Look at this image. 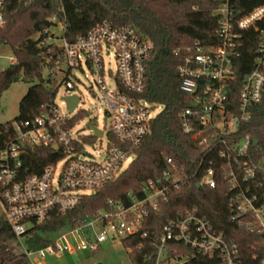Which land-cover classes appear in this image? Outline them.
<instances>
[{
  "label": "built area",
  "instance_id": "built-area-1",
  "mask_svg": "<svg viewBox=\"0 0 264 264\" xmlns=\"http://www.w3.org/2000/svg\"><path fill=\"white\" fill-rule=\"evenodd\" d=\"M215 1L211 14L217 22L216 41L209 45L196 41L176 50L182 58L177 68L180 90L189 97V105L178 113V120L182 133L202 151L198 185L213 189L217 176L226 179L235 193L230 221L262 235L264 192L259 191L264 187V155L260 156L259 142L253 145L254 138L239 137L238 133L264 98V0H254L257 4L250 9L242 8L241 0ZM65 21L64 15H53L49 18L51 27L33 35L32 40L51 56L44 78L56 83L55 97L64 87L72 94L61 98L63 104L66 106L63 98L77 96V107L69 113L66 106L67 113L63 115L53 100L48 111L34 120L14 123L13 140L0 150V217L23 248L21 252L28 264H44L47 256L96 254L104 243H122L137 235L146 238V220L161 210L171 192L188 184L185 170L166 159L163 170L143 183L139 195L127 194L126 202L108 200L105 209L53 235L46 247H27L25 238L34 225L65 216L84 197L113 183L127 169L160 112L159 106L140 98L153 52L148 39L131 26L115 27L103 22L68 43L62 37ZM4 24V2L0 0V28ZM245 41L255 42L253 67L243 79L236 104L231 100L230 85L234 80V61ZM54 49L60 52L52 62ZM111 49L114 73L105 67V56ZM83 68L96 76L95 84L103 93L109 120L102 129L89 121L90 135L76 131L79 121H73L79 112H85L79 109L81 98L75 92L78 80L74 76V71L83 73ZM105 79L112 83L110 90ZM89 124L102 135L96 136ZM102 142V154L93 156L86 152V148L101 146ZM44 147H50L56 159L38 174H26L24 164L29 151ZM128 159L131 162L124 169ZM197 172L190 178L196 177ZM178 246L211 264H240L237 245L200 216L197 208L178 212L163 226L155 264L188 262V254L177 253ZM168 253L175 259L169 261Z\"/></svg>",
  "mask_w": 264,
  "mask_h": 264
},
{
  "label": "trees",
  "instance_id": "trees-1",
  "mask_svg": "<svg viewBox=\"0 0 264 264\" xmlns=\"http://www.w3.org/2000/svg\"><path fill=\"white\" fill-rule=\"evenodd\" d=\"M5 24L0 28V48L6 46L14 61L0 72V96L11 85L23 81L30 85L18 104V114L13 122L0 123V150L13 140L14 123L32 121L47 112L56 94V83L43 77L50 54L39 49L32 36L51 27L49 18L65 16L63 39L71 43L87 35L103 22L115 27L131 26L143 38L148 39L153 52L147 64L142 100L162 108L151 125V132L135 152V158L127 169L111 184L91 196L84 197L65 216L55 217L44 224L34 225L27 233L25 243L37 250L50 244L53 235L63 229L75 227L85 218L94 216L106 208L108 200L126 202L127 194L139 195L143 183L160 174L165 160L171 159L185 170L188 184L169 194L158 213L146 220L139 235L125 239L122 245L128 250L132 264H155L157 245L163 226L175 215L186 209L197 208L216 230L223 233L238 247L240 264H264V234L258 235L230 221L234 192L227 180L217 176V185L211 189L197 187L202 169L199 162L202 151L198 144L185 136L180 128L178 113L189 105V97L180 90L177 68L182 58L176 53L199 41L213 44L217 22L211 14L217 5L215 0H3ZM254 0H241L240 6L250 9ZM255 42H243L240 56L234 61V80L230 96L238 103L239 90L246 74L253 67ZM60 52L54 49V58ZM50 65V64H49ZM86 117L79 112L73 121ZM250 135L259 142L264 155V98L252 111L251 120L243 125L239 137ZM259 157V155H258ZM56 159L50 147L34 148L25 160L26 174H38ZM24 168V169H25ZM197 171V176L190 175ZM264 192V187L259 193ZM7 223L0 217V264H28ZM178 254H188L184 264H211L181 246ZM99 253V252H98ZM97 254V253H96ZM168 259L175 256L168 253Z\"/></svg>",
  "mask_w": 264,
  "mask_h": 264
},
{
  "label": "rangeland",
  "instance_id": "rangeland-1",
  "mask_svg": "<svg viewBox=\"0 0 264 264\" xmlns=\"http://www.w3.org/2000/svg\"><path fill=\"white\" fill-rule=\"evenodd\" d=\"M14 61V57L10 49L6 46L0 48V72L9 67ZM105 67L110 69L113 73L116 71L114 61V52L111 49L105 56ZM47 72L43 71V77H46ZM74 76L78 80L76 82L77 89L75 92L80 96L81 102L79 109L84 110L86 118L81 120L76 125V131H80L84 135H90L87 127L88 122H93L94 125L102 129L108 126L109 120L106 116V104L102 101L103 93L96 86V76L92 75L86 68H83V73L74 71ZM37 83V80L33 84ZM23 81H18L11 85L0 96V123L13 122L18 114V104L21 98L25 95L30 85ZM107 90L112 88V83L105 79ZM72 92L66 91L64 87H60L54 99L55 106L60 113L66 115V106L63 104L61 98L71 95ZM162 108L159 107V111ZM158 111V112H159ZM86 152L93 156H97L104 152V142L97 147L86 148ZM131 159H128L124 164V169L130 164ZM18 243V242H17ZM24 243V242H23ZM17 251L21 252L23 249L19 243ZM22 248V249H21ZM101 251L97 254H90L88 252H77L73 254H63L59 257L47 256L44 264H132L129 257L128 250L120 242L104 243Z\"/></svg>",
  "mask_w": 264,
  "mask_h": 264
},
{
  "label": "water",
  "instance_id": "water-1",
  "mask_svg": "<svg viewBox=\"0 0 264 264\" xmlns=\"http://www.w3.org/2000/svg\"><path fill=\"white\" fill-rule=\"evenodd\" d=\"M64 101L66 102V106H67V111L69 113H72L74 111V109L77 107L78 103H79V98L77 96H71V97H66L63 98ZM89 128L92 129L96 136H101V132L95 130L94 128H92V125L89 124ZM258 141L256 139L253 140V145H257ZM54 149H56V147H54ZM197 187H199V185H197Z\"/></svg>",
  "mask_w": 264,
  "mask_h": 264
},
{
  "label": "crops",
  "instance_id": "crops-1",
  "mask_svg": "<svg viewBox=\"0 0 264 264\" xmlns=\"http://www.w3.org/2000/svg\"><path fill=\"white\" fill-rule=\"evenodd\" d=\"M13 62V61H12Z\"/></svg>",
  "mask_w": 264,
  "mask_h": 264
}]
</instances>
